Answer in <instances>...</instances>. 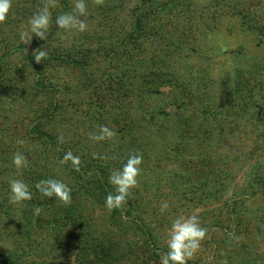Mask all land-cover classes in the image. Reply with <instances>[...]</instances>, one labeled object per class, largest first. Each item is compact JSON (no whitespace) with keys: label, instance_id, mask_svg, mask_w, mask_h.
I'll return each instance as SVG.
<instances>
[{"label":"trees","instance_id":"1","mask_svg":"<svg viewBox=\"0 0 264 264\" xmlns=\"http://www.w3.org/2000/svg\"><path fill=\"white\" fill-rule=\"evenodd\" d=\"M73 2L58 0L59 7L51 10L52 28L46 33L47 38L41 40L33 34L31 45L40 46L46 51L49 49L48 57L41 65H65L85 75L88 72V57L100 59L105 55V59L112 60V77L109 79L112 91L109 93L112 96V130L117 134L112 142V171L120 169L128 155L134 152L143 155L141 167L147 165L152 170L141 173L138 188L131 191L123 208L110 212L105 207V199L115 189L108 182L111 170L101 163H95L98 154L87 160L85 155L80 154V150H74L73 154L81 159L80 171L77 172L70 162L63 165L59 163L71 145L58 143V139L50 134L35 135L30 131L35 125H27L19 134V140L30 145L32 142L40 143L45 151H51L57 169L67 172L65 178H62L56 175L55 170H49L32 159L29 153H23L28 159V166L16 169L12 165L14 141L12 138L3 143L0 141V264H113L112 219L120 223L119 227L133 226L131 229L141 238V244L147 252L155 254V234L145 218L135 213V201L144 202L146 191L159 187L154 183L160 168L159 159L163 154L170 153L182 170L187 169L184 163L186 160L189 165L193 162L191 166L195 170L210 169L212 174H221V170L216 169L219 167L215 165L217 161L212 158H220L222 155L214 149L229 143L231 140L226 138V128L233 126L230 131L239 130L242 113L251 112L248 108L253 90L245 85L239 87L240 92L245 91L244 97L248 96V100L245 98L239 102L241 94L222 99L218 103L215 99L211 100L212 95L217 96L226 86L222 82L212 86V78L202 67L205 62H210L209 48H200L196 43L204 30H199L200 26L193 24L189 14L174 11L171 0L131 2L130 10L126 12L128 25L123 34L117 33L124 29L116 26L118 21L112 12V42L98 44L97 48H93L92 42H89V46L76 52V55L82 52L80 56L74 55L71 49L61 52L53 41L59 32L55 24L56 17L70 12ZM19 3L24 10L22 16L28 19L42 6L43 0H19ZM120 3L124 4L123 1ZM167 5L170 7L167 8ZM108 19L111 20V17ZM105 32L103 35L107 38ZM102 40L103 37L99 39L100 42ZM26 47L21 42L9 45L7 50L0 47V84L3 78L1 65L7 58L16 55L34 76L32 90L53 98L55 96L52 110H61L63 92L53 83H45L39 64ZM104 58L102 61H105ZM117 65L120 66L118 70ZM249 76L253 74L249 72L246 77ZM89 81L88 77L84 78L83 85L87 88L92 87ZM94 87V90H99L98 86ZM164 87L169 89V97L162 93ZM239 87H234L235 93ZM92 94L96 96V107L104 108V99L98 97L101 92ZM194 105L198 107L195 109L197 116L194 118L193 113L185 116L183 111H190ZM212 105L217 106V109L212 108ZM243 126L245 129H255L253 124ZM76 141L72 140L69 144H81ZM18 145L21 144L15 145L16 149H20ZM232 162H235L234 158ZM46 178L59 179L68 184L72 189L70 205L62 204L55 197H43L36 190L35 184ZM12 179H20L28 184L33 197L31 201L18 205L9 203V182ZM197 180L189 185L199 188L201 185H214L218 182L217 178L212 181ZM262 184L264 180L259 185ZM36 206L41 208L38 216L34 215ZM96 210L106 212L107 229H100L99 224L93 222ZM155 212L159 211L155 209Z\"/></svg>","mask_w":264,"mask_h":264},{"label":"rangeland","instance_id":"2","mask_svg":"<svg viewBox=\"0 0 264 264\" xmlns=\"http://www.w3.org/2000/svg\"><path fill=\"white\" fill-rule=\"evenodd\" d=\"M134 1L104 0V4L100 6L94 0H85L88 15L81 19L86 21L87 30L81 33L59 29L53 39L54 45L61 52L71 49L76 55L77 51L89 46L87 44L91 42L93 48H97L98 44L111 43L112 12L118 21L116 26L124 29L117 33L123 34L128 25L126 12ZM12 2L13 7L6 22L0 24V47L5 50L9 49V45L21 42L19 33L23 30L22 26H27L28 21L21 14L24 10L20 7L22 4L19 0ZM171 4L174 11L189 14L193 24L200 26L198 29L205 32L196 41L200 48H209L210 62H205L202 67H205L204 72L212 78V86L220 82L226 86L217 96L212 95L211 100L215 99L218 103L235 94L242 95L238 98L239 102H243L245 98L248 100V96L244 97L245 91L240 92L239 86L245 85L253 90L248 108L251 112L244 115L242 113L239 130L230 131L233 126L226 128V138L231 141L222 148L214 149L222 155L220 158H224H212L217 161L215 165L219 167L216 169L221 170V174H212L210 169L195 170L191 166L193 162L189 165L186 160L184 163L187 169L182 170L173 154L162 155L159 159L160 168L154 178L155 185L159 187L146 191L144 202L135 201V213L143 216L153 229L156 252H147L146 247L141 244V238L131 229L133 226L119 227L120 223L112 219L113 264H160L161 254L168 250L166 240L172 220L177 216L190 214L199 216L202 226L208 229V234L200 250L188 264H264V184L259 185L264 180V0H171ZM210 30L213 31L208 33ZM105 31L110 33L106 34ZM103 32L108 35L107 38ZM32 41L29 44L21 42L27 46L29 54L37 48L42 50L40 46L31 45ZM100 52H103L102 49ZM80 55L82 52L76 56ZM18 58L16 55L9 57L1 65L0 141L3 143L12 138V154L15 150L25 155L29 153L32 159L65 178L67 172L57 169L55 156L51 151H45L40 143L32 142L30 145L25 142L24 145H18L20 149L15 148L19 134L33 123L35 126L30 131L35 135L50 134L56 139L62 135L63 144L71 145L68 146V151L80 150V154L85 155L87 160L98 154L95 163H101L112 171L114 138L99 143L88 138V133L95 131L97 125H106L112 129V96L109 93L112 91L109 82L112 77V60L104 58L105 61H102L101 57H88L86 75L65 65L39 63L45 83H53L64 95L61 110L54 111L52 108L56 97L32 90L34 76ZM118 68L120 66L117 65L116 70ZM249 72L253 76L246 77ZM86 77L90 79L88 83L92 85L91 88L83 85ZM95 85L99 90H94ZM236 85L239 87L237 93L234 91ZM161 90L165 96L169 95L167 87ZM100 92L105 97L101 94L98 96L104 99V108L99 109L96 107V96L92 93ZM212 108L217 109V106L212 105ZM190 109L184 110L183 114L186 116L193 113L195 118V109L198 107L194 105ZM248 124H253L257 129H245L243 125ZM216 137L217 135L215 142ZM72 140L81 144H69ZM232 158L235 162H232ZM141 168L143 174L152 170L147 165ZM197 178L208 181L217 178L219 183L201 185L199 188L190 186L198 181ZM153 194L156 196L153 197ZM161 202H168L170 206L163 214L155 212V209L159 211ZM105 213L95 211L96 218H93V222L99 224L100 229H107Z\"/></svg>","mask_w":264,"mask_h":264},{"label":"clouds","instance_id":"3","mask_svg":"<svg viewBox=\"0 0 264 264\" xmlns=\"http://www.w3.org/2000/svg\"><path fill=\"white\" fill-rule=\"evenodd\" d=\"M96 5H103L104 0H94ZM13 7L12 0H0V24H4ZM59 7L58 0H43L42 6L32 16L28 18L27 26H22L19 33L22 43L29 44L33 34L41 40L47 38L52 24V9ZM88 15L87 4L85 0H74L70 12H64L56 17V26L64 32H85L87 23L81 17ZM35 62L41 63L48 57L46 50L37 48L33 51ZM116 132L106 125H97L96 130L88 133V138L94 142L112 140L116 137ZM58 143H63V136H58ZM18 144L23 145V140H18ZM71 162L75 171H80L81 159L74 155L71 150L67 151L60 164ZM27 157L17 151L12 155V165L20 170L28 166ZM143 155L139 152L130 153L120 169L111 171L108 182L115 189L114 193L109 192L105 199V207L111 212L115 209H121L127 203L131 190L138 186V177L142 173ZM10 195L8 201L10 204L18 205L24 201L33 199L28 184L20 179H12L9 182ZM36 190L46 198H53L64 205H70L72 202V189L62 180L55 178L41 179L35 184ZM168 202H161L159 212L165 213L169 209ZM40 206L34 209V215H39ZM208 229L203 227L197 214L180 215L172 220L167 233L166 247L167 252L160 256V264H188L195 254L200 250L202 242L207 238ZM231 235V234H229Z\"/></svg>","mask_w":264,"mask_h":264}]
</instances>
